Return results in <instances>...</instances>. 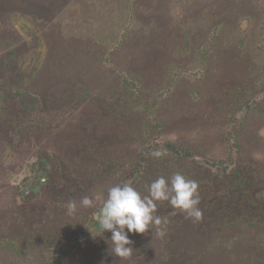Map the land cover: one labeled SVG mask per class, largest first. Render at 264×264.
I'll return each mask as SVG.
<instances>
[{
	"label": "rangeland",
	"instance_id": "rangeland-1",
	"mask_svg": "<svg viewBox=\"0 0 264 264\" xmlns=\"http://www.w3.org/2000/svg\"><path fill=\"white\" fill-rule=\"evenodd\" d=\"M176 172L202 219L115 257L108 189ZM0 264H264V0H0Z\"/></svg>",
	"mask_w": 264,
	"mask_h": 264
},
{
	"label": "clouds",
	"instance_id": "clouds-1",
	"mask_svg": "<svg viewBox=\"0 0 264 264\" xmlns=\"http://www.w3.org/2000/svg\"><path fill=\"white\" fill-rule=\"evenodd\" d=\"M160 158L164 153L156 150L152 153ZM199 185L195 180L187 178L180 172L174 173L169 179L160 176L147 185V195H142L132 185L123 183L108 189L99 212L93 216L97 230L101 233H111L112 252L121 260L128 259L133 253V241L130 233L144 234L151 226L157 229V235L163 237V225L167 223L155 215L157 202L167 201L174 209L187 214L194 222L202 219ZM93 199L85 196L79 202V207L92 208ZM78 209L75 201L66 205L68 215H74Z\"/></svg>",
	"mask_w": 264,
	"mask_h": 264
},
{
	"label": "flooded vegetation",
	"instance_id": "flooded-vegetation-1",
	"mask_svg": "<svg viewBox=\"0 0 264 264\" xmlns=\"http://www.w3.org/2000/svg\"><path fill=\"white\" fill-rule=\"evenodd\" d=\"M49 166L48 165H46L45 167H44V170H46L47 171V169L46 168H48ZM54 172H57V169L56 168H54ZM49 175V177H52L53 176V169H52V167H51V170H50V173H48V171L46 172V176H48ZM49 177H48V179H49ZM42 182L40 183L41 185H42V187H43V183H45V182H43V180H41ZM44 181H46L45 179H44ZM42 190H44L43 188H42Z\"/></svg>",
	"mask_w": 264,
	"mask_h": 264
}]
</instances>
